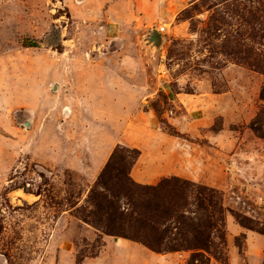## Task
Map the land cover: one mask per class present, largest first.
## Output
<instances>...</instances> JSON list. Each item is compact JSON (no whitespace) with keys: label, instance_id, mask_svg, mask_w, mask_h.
Wrapping results in <instances>:
<instances>
[{"label":"rangeland","instance_id":"rangeland-1","mask_svg":"<svg viewBox=\"0 0 264 264\" xmlns=\"http://www.w3.org/2000/svg\"><path fill=\"white\" fill-rule=\"evenodd\" d=\"M260 8L0 0V264H188L79 218L118 146L168 169L153 185L175 176L217 191L227 264H264V138L252 127L264 75L233 55L234 37L264 54Z\"/></svg>","mask_w":264,"mask_h":264},{"label":"trees","instance_id":"trees-1","mask_svg":"<svg viewBox=\"0 0 264 264\" xmlns=\"http://www.w3.org/2000/svg\"><path fill=\"white\" fill-rule=\"evenodd\" d=\"M258 3L264 19V0ZM260 26L264 39V21ZM234 41L233 55L240 63L264 75V54L257 55L238 37ZM252 127L264 138V111ZM140 155L121 146L114 149L79 218L103 235L141 244L156 254L190 253L188 264H210L212 259L227 264V210L220 194L175 176L156 185L138 184L131 171Z\"/></svg>","mask_w":264,"mask_h":264},{"label":"crops","instance_id":"crops-1","mask_svg":"<svg viewBox=\"0 0 264 264\" xmlns=\"http://www.w3.org/2000/svg\"><path fill=\"white\" fill-rule=\"evenodd\" d=\"M147 151L148 150H146V151L142 150L141 156L138 159L137 163L135 164V166L131 172V179H133L136 183L141 184V185H153V183H155L158 178L165 175L166 170H168L164 166L162 168L161 167L156 168V167H158V166L155 167L156 164L150 165L149 158H148L149 155L147 154L148 153ZM109 158H110V155H109L108 159ZM100 164L98 165V173H96L97 176H99L100 171H102L104 166H106V162H104L103 163L104 165L102 164V166ZM94 179H95V177H94ZM169 255H171V254H169Z\"/></svg>","mask_w":264,"mask_h":264},{"label":"water","instance_id":"water-1","mask_svg":"<svg viewBox=\"0 0 264 264\" xmlns=\"http://www.w3.org/2000/svg\"><path fill=\"white\" fill-rule=\"evenodd\" d=\"M149 43L153 44L156 48H160L163 45V37L159 31H154L149 39ZM55 90L57 87L54 88ZM29 125L27 124V127Z\"/></svg>","mask_w":264,"mask_h":264}]
</instances>
